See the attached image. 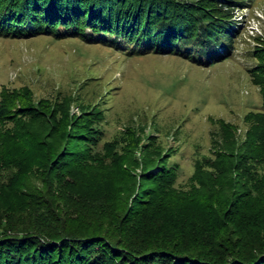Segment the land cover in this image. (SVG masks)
I'll return each mask as SVG.
<instances>
[{
    "label": "trees",
    "instance_id": "16d2710c",
    "mask_svg": "<svg viewBox=\"0 0 264 264\" xmlns=\"http://www.w3.org/2000/svg\"><path fill=\"white\" fill-rule=\"evenodd\" d=\"M247 3L0 0V37H80L206 67L234 55L243 28L237 14ZM257 39L249 71L263 104L247 115L256 125L248 152L215 161L214 175L196 176L193 192L175 188L167 161L151 172L154 160L131 149L91 153L100 137L93 115L63 108L47 115L30 89L3 87L0 264H264V185L245 189L255 178L247 163L262 156L251 148L264 143V39Z\"/></svg>",
    "mask_w": 264,
    "mask_h": 264
},
{
    "label": "rangeland",
    "instance_id": "374dc122",
    "mask_svg": "<svg viewBox=\"0 0 264 264\" xmlns=\"http://www.w3.org/2000/svg\"><path fill=\"white\" fill-rule=\"evenodd\" d=\"M247 2L237 14L243 28L234 55L206 67L178 55L132 56L80 37H0V90L30 89L47 115L55 108L69 109L71 116L93 115L100 137L91 153L131 149L154 160L151 172L167 161L175 188L193 192L196 176L214 175L215 161L248 152L256 125L247 115L263 104L262 86L249 69L258 62L251 50L257 38L264 39V0ZM36 125L42 129L41 121ZM251 149L262 156L247 163L255 178L245 189L264 185V143Z\"/></svg>",
    "mask_w": 264,
    "mask_h": 264
}]
</instances>
